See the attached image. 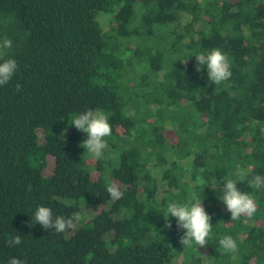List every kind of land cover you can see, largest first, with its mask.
Instances as JSON below:
<instances>
[{
    "label": "trees",
    "instance_id": "1",
    "mask_svg": "<svg viewBox=\"0 0 264 264\" xmlns=\"http://www.w3.org/2000/svg\"><path fill=\"white\" fill-rule=\"evenodd\" d=\"M5 37L18 71L0 87V264H264V189L237 184L255 199L251 219L231 221L219 198L240 169L264 176V0H0ZM217 48L232 72L219 89L193 56ZM89 109L112 126L91 163L69 124ZM190 193L212 233L176 263L186 230L158 211ZM39 206L83 219L55 233L35 223ZM227 235L236 253L223 252Z\"/></svg>",
    "mask_w": 264,
    "mask_h": 264
},
{
    "label": "clouds",
    "instance_id": "2",
    "mask_svg": "<svg viewBox=\"0 0 264 264\" xmlns=\"http://www.w3.org/2000/svg\"><path fill=\"white\" fill-rule=\"evenodd\" d=\"M12 41L8 38L0 39V87L6 86L13 79L18 71V63L15 59L5 58L12 48ZM197 60L196 70L202 71V66H206L208 79L211 84L218 87L229 81L231 63L226 53L220 49H212L207 53L193 55ZM17 91L21 90V85H16ZM135 116L134 110L129 113V118ZM70 126H74L77 131L87 134L80 147L84 148L87 156L93 160H105L108 149V138L112 136V126L109 117L101 109H89L79 114H73L69 120ZM67 131V130H65ZM236 178H227L224 182L220 200L226 205V209L231 214V221H239L241 217L251 219L257 212V204L253 195L242 192L238 189V183L248 181L250 188L264 189V176L256 175L249 179V171L240 169L235 174ZM106 190L113 200H119L123 192L115 182H109ZM163 212L167 222L165 227L171 228L169 216L176 218L177 227L186 230L180 237V243L184 249L192 248L194 245L202 248L208 244L212 233L211 216L203 207V202L195 193H190V199L185 203L170 201ZM83 217L79 212H74L70 217L53 216L52 209L46 206H39L34 214V221L44 229H54L55 233H66L77 228ZM33 220V217H32ZM247 220H245V223ZM10 247L19 246L22 243L20 235L7 241ZM219 244L224 253H236L238 245L236 240L230 236L220 238ZM8 264H21V260L16 257L9 259Z\"/></svg>",
    "mask_w": 264,
    "mask_h": 264
},
{
    "label": "rangeland",
    "instance_id": "3",
    "mask_svg": "<svg viewBox=\"0 0 264 264\" xmlns=\"http://www.w3.org/2000/svg\"><path fill=\"white\" fill-rule=\"evenodd\" d=\"M108 22H109V21H108V17H107V16H102V17H101V19H100V23H101V26H102L103 30H105V31L109 29V24H108ZM134 75H135L136 78H137V74H134ZM127 90H128V89H127ZM65 130H67V131H65ZM65 130L61 131L60 133H62V135H64V136H67V135L69 134L70 130H69V129H65ZM92 161H93V160H91L90 158L87 159V162H88V163H91ZM52 163H53V162H50V163H49L48 168H47V172H50V171H51ZM186 249H187V248H186ZM186 249H184L183 245L179 242V247H178V249L175 251V252H177V253H176V263H180V262H189V261L193 260L194 257L197 256V253H195L194 256H191V258H188V257L186 256V254H185ZM202 250H203V248H202ZM202 250H201V252H199L200 255L203 253ZM202 258H203V255H202ZM203 259H204V260H203V264H212L210 260L205 259V256H204ZM173 264H174V263H173ZM189 264H192V263L189 262Z\"/></svg>",
    "mask_w": 264,
    "mask_h": 264
}]
</instances>
